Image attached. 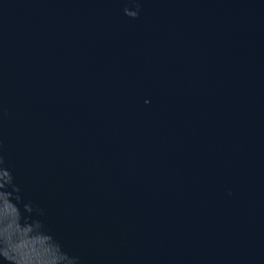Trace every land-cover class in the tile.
<instances>
[{"label":"water","instance_id":"95a60500","mask_svg":"<svg viewBox=\"0 0 264 264\" xmlns=\"http://www.w3.org/2000/svg\"><path fill=\"white\" fill-rule=\"evenodd\" d=\"M123 7L0 0L23 200L82 264H264V0Z\"/></svg>","mask_w":264,"mask_h":264},{"label":"clouds","instance_id":"9594fccd","mask_svg":"<svg viewBox=\"0 0 264 264\" xmlns=\"http://www.w3.org/2000/svg\"><path fill=\"white\" fill-rule=\"evenodd\" d=\"M140 9L141 0H124L127 18L137 19ZM20 193L0 155V264H82L46 226L42 219L45 211L24 201Z\"/></svg>","mask_w":264,"mask_h":264}]
</instances>
